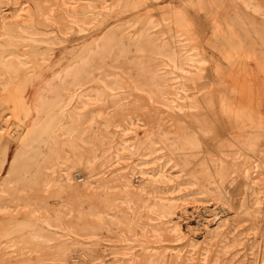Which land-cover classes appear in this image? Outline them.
<instances>
[{
  "label": "rangeland",
  "instance_id": "1",
  "mask_svg": "<svg viewBox=\"0 0 264 264\" xmlns=\"http://www.w3.org/2000/svg\"><path fill=\"white\" fill-rule=\"evenodd\" d=\"M93 42L77 89L63 69ZM243 53L264 55V0H0V95L27 80L31 109L0 96V264H264V87L230 82L256 70ZM42 96L59 130L23 149Z\"/></svg>",
  "mask_w": 264,
  "mask_h": 264
},
{
  "label": "bare ground",
  "instance_id": "2",
  "mask_svg": "<svg viewBox=\"0 0 264 264\" xmlns=\"http://www.w3.org/2000/svg\"><path fill=\"white\" fill-rule=\"evenodd\" d=\"M195 1V0H194ZM213 4V3H212ZM203 5V4H202ZM198 7V6H197ZM199 8V7H198ZM137 9V7L135 8ZM203 9V8H202ZM126 12V11H124ZM178 12V11H177ZM111 13V12H110ZM179 13V12H178ZM105 20V19H104ZM186 21V19H184ZM27 21V20H26ZM30 21H28V24ZM27 23H25L27 25ZM185 23V22H184ZM24 24V23H23ZM33 24V23H32ZM100 26V25H99ZM97 26V27H99ZM6 29V28H5ZM178 29V28H177ZM228 29V28H227ZM20 30V29H19ZM25 31V30H24ZM23 31V32H24ZM28 32V31H27ZM231 32V31H230ZM4 33V31H3ZM7 33V32H6ZM5 33V34H6ZM20 33V32H19ZM4 34V36H5ZM84 34V33H83ZM229 34V33H228ZM7 35V34H6ZM29 35V34H28ZM30 36V35H29ZM19 37V36H18ZM6 38V37H5ZM8 38V37H7ZM236 38V37H235ZM4 40V39H3ZM6 40V39H5ZM4 40V41H5ZM247 40V39H245ZM244 40V41H245ZM9 41V40H8ZM86 41V39H85ZM6 43V41H5ZM85 43V42H84ZM107 43L110 44V39L107 40ZM240 43V41H239ZM10 44V43H9ZM82 44V43H81ZM86 44V43H85ZM34 45V44H33ZM7 47V45L5 46ZM99 48L96 42H93L86 50H84L83 52L80 53H75V55H73V57L71 59H69L68 61H66V66L63 69V76L64 79H68L71 78L72 79V84L71 86L76 87L77 89H81L83 88V84H82V74L86 73V70L89 66V64L91 63V59L94 55V51ZM237 48V47H236ZM4 54V53H3ZM5 55V54H4ZM67 58V57H66ZM241 58L244 60H250L252 61L253 65L256 66V70L254 71H245L244 70H239L238 72L236 70L235 76H234V81L233 79H229V78H224V81L226 79L230 80V82H232V84L236 83L237 86L234 87H238L239 91L242 92L243 95V99L244 100H250V101H254L256 99V93L258 91H261V89H263L264 87V80L261 78L264 77V55H261L259 53H256L254 55H248L246 53H243L241 55ZM34 59V58H33ZM12 60V59H11ZM32 60V59H31ZM227 60V59H226ZM230 60V59H229ZM2 61V60H1ZM51 61V59H50ZM65 61V59L63 60ZM62 61V62H63ZM75 61H80L82 62V65L80 67H75L72 65L73 62ZM201 61V60H200ZM17 62V61H16ZM29 62V61H28ZM233 62V61H232ZM1 63V62H0ZM18 63V62H17ZM54 63V62H53ZM192 63V62H191ZM251 63V65H252ZM3 61H2V65H3ZM6 64V63H5ZM20 64V63H19ZM41 64V63H40ZM43 64V63H42ZM57 64V63H56ZM203 64V63H202ZM24 65V64H23ZM202 66V65H201ZM3 67V66H2ZM14 70H16V66L13 64L11 66ZM44 67V65H43ZM9 68V67H8ZM18 68V67H17ZM29 68V67H28ZM39 68V67H38ZM6 69V68H5ZM30 69V68H29ZM28 69V70H29ZM37 69V68H36ZM61 69V68H59ZM8 70V69H7ZM10 70V69H9ZM32 70V69H31ZM235 70V69H234ZM6 71V70H5ZM35 71V70H34ZM37 71V70H36ZM35 71V72H36ZM43 71V70H42ZM27 72V71H26ZM15 73V72H14ZM62 75V73L60 74ZM232 75V74H230ZM37 77V76H36ZM59 79V78H58ZM262 80V81H261ZM2 81V80H1ZM33 82V80H32ZM227 82V81H226ZM32 84V83H30ZM229 84V83H228ZM13 85V84H12ZM230 85V84H229ZM10 86V84H9ZM28 86V81L25 80L23 81L19 86L12 88L13 91L8 94H1L0 96L2 97V99H6L13 112L15 113L16 116H23L22 121L27 122V120L29 118H31V109L30 106L28 105L26 99L25 98V94H26V89ZM233 87V88H234ZM11 89V88H10ZM236 89V88H234ZM62 90L63 93L66 95L69 92V87L67 85V82L63 83L62 86ZM109 90H112L111 87H109ZM238 91V90H237ZM240 93V92H239ZM141 94V93H139ZM102 93L98 90L94 91V97L96 98H101ZM241 95V93H240ZM241 95V98H242ZM261 95V94H260ZM151 98L154 97H158L160 99H162L163 101L167 100V94L165 92H162L161 90L156 92V93H150L149 95ZM258 97V96H257ZM147 98V97H146ZM258 99V98H257ZM97 100V99H96ZM241 100V99H240ZM260 101V100H259ZM174 102V101H173ZM241 102H244L243 100H241ZM255 102V101H254ZM3 103V102H2ZM5 103V102H4ZM6 104V103H5ZM4 104V105H5ZM260 104V103H259ZM56 105V104H55ZM151 105V104H150ZM169 105V104H168ZM239 105V103H238ZM8 106V105H7ZM241 107V106H240ZM247 107V106H246ZM251 109H254V106L252 107L249 106ZM9 108V106H8ZM54 104H52L51 102H48L45 98H43V96L41 97L40 103L38 108L36 109V119L33 123V126L25 132V135L22 139V141L20 142L21 146L23 149H27L29 146L35 144V143H39L42 140H44V138L46 137V139H55L56 137V133L59 130L58 128V124L57 121L55 120L53 114H52V110H53ZM263 108V107H261ZM10 109V108H9ZM242 109V108H241ZM11 111V110H10ZM229 111L230 112H234L236 113L237 111H235V109H233L232 107H229ZM255 111H257L255 109ZM12 112V113H13ZM233 113V114H234ZM240 113V112H239ZM238 114V113H236ZM10 115V114H9ZM61 115V114H60ZM239 115V114H238ZM262 115V114H261ZM15 117V116H14ZM262 117L264 118V115H262ZM10 118V117H9ZM17 118V117H15ZM15 118H13L15 120ZM17 121V119H16ZM6 122V120H5ZM18 122V121H17ZM19 124H21L19 122ZM25 124V123H24ZM27 124V123H26ZM244 125V124H243ZM249 125V124H248ZM242 127V126H241ZM242 130V128L240 129ZM6 131V130H5ZM242 132V131H240ZM9 133V132H8ZM18 134V133H17ZM62 134V133H61ZM238 134V133H237ZM242 134V133H241ZM2 135V134H1ZM9 135V134H8ZM249 136V135H248ZM239 137V136H238ZM247 137V136H246ZM240 138V137H239ZM243 138V137H242ZM66 140V138H64ZM237 139V138H234ZM238 140V139H237ZM236 141V140H235ZM242 142V141H241ZM237 143V142H236ZM155 144V142L151 143V145ZM251 145V144H250ZM255 147V144H253ZM42 146V145H41ZM39 147V146H38ZM251 147V146H250ZM253 147V146H252ZM31 149V148H30ZM133 149V148H132ZM140 149V148H139ZM250 149V148H249ZM239 153V152H238ZM252 154V153H251ZM253 155V154H252ZM254 156V155H253ZM26 158V157H25ZM257 160V159H256ZM13 162V161H12ZM25 164L24 161H16L12 166V172L16 173L18 169L21 168V166H23ZM11 165V164H10ZM229 167V166H228ZM10 169V168H9ZM253 169V168H252ZM233 170V169H232ZM256 172V171H255ZM249 173V172H247ZM161 175V174H160ZM254 175V174H253ZM248 177V175H246ZM264 178V177H263ZM256 179V178H255ZM78 180V179H77ZM259 180V179H258ZM256 183V182H255ZM170 184V183H169ZM258 184V183H257ZM263 184V183H262ZM261 190V189H260ZM261 192V191H260ZM241 203V202H240ZM259 204V203H258ZM169 207V206H168ZM4 211V210H3ZM169 211V210H168ZM11 212V211H10ZM165 212V211H164ZM13 214V212H12ZM164 214V213H163ZM169 214V213H168ZM15 215V214H14ZM25 215V213H24ZM172 215V214H171ZM10 216V215H9ZM90 217V216H89ZM162 217V216H161ZM172 217V216H171ZM9 218V217H8ZM7 219V218H6ZM29 219V218H28ZM30 226V225H29ZM25 228V227H24ZM27 229V227L25 228ZM72 231V230H71ZM33 234V233H32ZM6 235V234H5ZM4 238V237H3ZM33 238V237H31ZM35 238V237H34ZM38 239V238H37ZM36 240V239H35ZM32 240V241H35ZM42 240V239H41ZM44 241V240H43ZM47 241V240H46ZM39 242V241H36ZM44 243V242H43ZM45 244V243H44ZM49 244V242L47 243ZM31 256V255H30ZM29 256V257H30ZM76 262V261H75ZM29 263V262H28Z\"/></svg>",
  "mask_w": 264,
  "mask_h": 264
}]
</instances>
